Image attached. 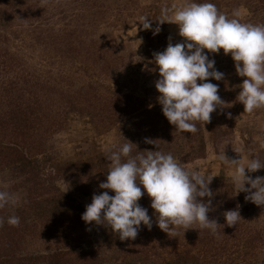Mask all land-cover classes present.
<instances>
[{
    "label": "trees",
    "instance_id": "trees-1",
    "mask_svg": "<svg viewBox=\"0 0 264 264\" xmlns=\"http://www.w3.org/2000/svg\"><path fill=\"white\" fill-rule=\"evenodd\" d=\"M133 1L0 0L8 19L0 29V167H7L2 171H9L14 192L27 187L23 203L12 211L0 209V264H264V206L247 201L239 211L242 219L226 225L223 213L235 206L223 178H206L212 179L214 193L209 218L221 225L215 234L199 224L170 234L161 231L147 194L138 203L148 209L153 226L142 225L135 240L121 241L110 226L93 228L81 219L86 210L81 197L92 202L94 194L105 191L99 185L106 178L99 170L84 176L80 163L59 155L57 136L73 117L96 111L116 122L114 149L129 141L132 156L170 152L187 169L206 154L205 140L177 131L159 103L160 119L154 124L134 127L127 118L117 83L126 56L112 21L126 14ZM233 1L251 13L240 22H264H259L264 0ZM155 109L149 107L146 114H158ZM60 182L69 192L61 190ZM10 216L20 218L19 226L7 223Z\"/></svg>",
    "mask_w": 264,
    "mask_h": 264
},
{
    "label": "clouds",
    "instance_id": "clouds-1",
    "mask_svg": "<svg viewBox=\"0 0 264 264\" xmlns=\"http://www.w3.org/2000/svg\"><path fill=\"white\" fill-rule=\"evenodd\" d=\"M162 17L167 23L176 24L183 38L182 42H170L163 52L153 54L159 71L155 82L157 100L163 115L177 131L196 133V122L209 123L211 114L225 104L218 94L219 85L211 82L223 80L224 73L215 69V60L209 59L205 50L219 53L222 49L225 55L231 54L237 74L245 78L238 94L244 112L251 114L264 108V24L229 19L207 0L163 9ZM141 19L143 29L150 30L152 20ZM160 30L158 25L153 34ZM132 145L128 141L111 153L106 181L99 185L105 191L93 195L81 219L87 225L110 226L121 241L135 240L142 225L148 230L153 226L148 209L138 203L147 194L161 231L170 234L176 228L190 229L199 224L201 229L215 234L221 225L209 218L213 210L214 193L209 187L212 179L187 170L170 152L138 151L132 156ZM221 160L234 169L232 181L238 193H248L246 200L264 206V177L246 175V170L254 173L264 169V164L252 158L244 165L240 159L227 158L225 153ZM205 197L209 198L206 202L202 199ZM17 203L16 194L0 190V209ZM223 216L229 227L242 219L238 208L224 212ZM3 223L0 219V226ZM7 223L19 226L20 218L10 216Z\"/></svg>",
    "mask_w": 264,
    "mask_h": 264
},
{
    "label": "rangeland",
    "instance_id": "rangeland-1",
    "mask_svg": "<svg viewBox=\"0 0 264 264\" xmlns=\"http://www.w3.org/2000/svg\"><path fill=\"white\" fill-rule=\"evenodd\" d=\"M192 2L193 0H136L130 3L131 9L126 14L112 21L114 24L112 29L115 31L114 38L122 46L121 52L126 56V66L120 68L117 75V83L122 91L119 98L124 97V103L128 108L127 118L131 120L134 127L137 124H154L160 119L158 115L162 108L159 107L158 112L159 93L155 88V82L159 79V71L153 54L163 52L170 42L176 44L183 40L179 36L178 26L167 23L168 21L163 19L162 10L171 9L174 6H186ZM195 2L202 3L205 0H195ZM207 2L214 3L218 10L229 19L237 18L247 22L251 17L247 9L239 8L233 0H207ZM3 11L0 7V29L2 31L8 23ZM234 13L239 15L234 17ZM142 17L152 20L150 30L143 29ZM259 19V22L264 21L262 15ZM159 22L165 23L160 24ZM158 25L161 30L159 34L154 35ZM205 52L209 59L215 60V69L224 73L223 80L212 79L211 82L219 85L218 94L225 104L211 114L209 123L204 125L203 122H196L198 131L191 135L196 139L205 140L206 154L188 163L187 170L197 172L205 178H223L226 187L231 189L229 195L235 206L234 210L238 208L240 211L249 201L245 199L248 193H238L232 181L234 169L223 163L221 156L225 153L227 158L240 159L244 165L252 158L259 159L264 164V108L257 109L251 114L244 112V106L239 102L238 94L239 86L245 78L237 74L231 54L225 55L222 49L219 53H208L207 50ZM149 107L157 108L155 112L158 114H146ZM95 114L96 111H91L73 117L68 129L57 136L59 143L56 144V149L64 160L80 163L85 170L84 176H88L93 170H99L101 176L107 178L110 164L108 158L112 152L118 151L114 149V146L118 141L119 128L115 125L116 122H112L108 117L102 119L101 115L96 116ZM201 125L202 132H199ZM2 168L7 167H0V190L16 194L18 196L16 205L23 203L27 187L23 186L25 188H20L21 191L18 192L10 189L12 183L9 181V171H2ZM246 175L252 178L264 177V169L254 173H248L246 170ZM58 185L62 191L69 192L70 189L65 182H60ZM81 203L86 208L91 202L88 197L83 196ZM16 205L6 207L12 211ZM94 227L95 223H93ZM186 264L196 263L189 261Z\"/></svg>",
    "mask_w": 264,
    "mask_h": 264
}]
</instances>
